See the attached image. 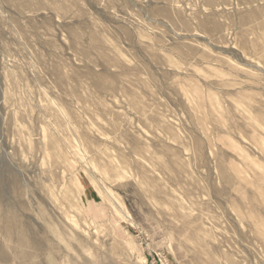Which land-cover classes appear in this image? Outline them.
I'll list each match as a JSON object with an SVG mask.
<instances>
[{"label":"rangeland","instance_id":"374dc122","mask_svg":"<svg viewBox=\"0 0 264 264\" xmlns=\"http://www.w3.org/2000/svg\"><path fill=\"white\" fill-rule=\"evenodd\" d=\"M0 264H264V0H0Z\"/></svg>","mask_w":264,"mask_h":264}]
</instances>
